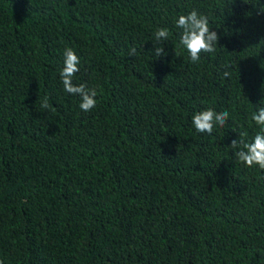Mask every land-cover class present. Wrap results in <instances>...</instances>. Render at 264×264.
Returning <instances> with one entry per match:
<instances>
[{
  "label": "trees",
  "instance_id": "trees-1",
  "mask_svg": "<svg viewBox=\"0 0 264 264\" xmlns=\"http://www.w3.org/2000/svg\"><path fill=\"white\" fill-rule=\"evenodd\" d=\"M254 2L0 0V264H264V169L229 147L264 107ZM192 10L218 35L196 62L175 23ZM209 108L229 117L199 133Z\"/></svg>",
  "mask_w": 264,
  "mask_h": 264
},
{
  "label": "clouds",
  "instance_id": "clouds-1",
  "mask_svg": "<svg viewBox=\"0 0 264 264\" xmlns=\"http://www.w3.org/2000/svg\"><path fill=\"white\" fill-rule=\"evenodd\" d=\"M254 6L257 7L258 14H264V5H260L259 0H255ZM175 23L182 30L179 43L186 49L191 61H198L202 52H215L218 35L215 31L210 30L206 16L198 14L196 10H192L187 15H180ZM168 36L169 32L165 28H159L154 33L157 44L166 41ZM129 54L134 55L135 49L133 48ZM155 54L157 56L163 55L164 49L157 46ZM79 62L80 60L76 53L71 48L66 49L63 54V67L60 70V77L64 90L71 95H78L80 97V109L88 112L96 106L95 97L97 93L95 89H88L83 84H73L72 78L79 71ZM224 75L227 76L228 73L225 72ZM40 107L45 110L50 108L46 97L42 98ZM228 117L229 113L227 111L217 113L209 108L195 112L191 121L197 132L211 134L214 123L223 127ZM251 120L259 126V131L251 140H246L245 134L240 133L239 139H233L229 147L234 150L237 163L248 168L258 166L260 169H264V107H259L252 114Z\"/></svg>",
  "mask_w": 264,
  "mask_h": 264
}]
</instances>
